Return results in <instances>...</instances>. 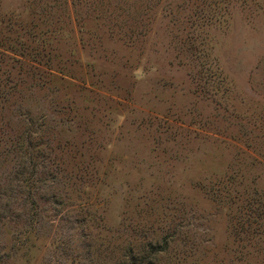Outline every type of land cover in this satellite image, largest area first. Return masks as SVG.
Instances as JSON below:
<instances>
[{"label": "rangeland", "instance_id": "1", "mask_svg": "<svg viewBox=\"0 0 264 264\" xmlns=\"http://www.w3.org/2000/svg\"><path fill=\"white\" fill-rule=\"evenodd\" d=\"M0 264H264V0H0Z\"/></svg>", "mask_w": 264, "mask_h": 264}]
</instances>
